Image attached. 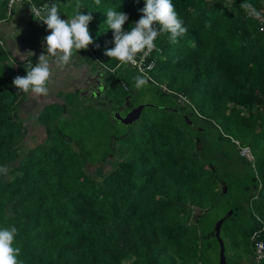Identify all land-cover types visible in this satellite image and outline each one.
<instances>
[{"label":"trees","instance_id":"obj_1","mask_svg":"<svg viewBox=\"0 0 264 264\" xmlns=\"http://www.w3.org/2000/svg\"><path fill=\"white\" fill-rule=\"evenodd\" d=\"M77 2L93 17V43L80 50L88 52L84 63L92 74L82 78L88 88L59 93L31 119L21 109L31 92L13 85L30 60L18 62L13 32L4 26L19 6L40 23L34 7L55 3L67 20ZM172 3L187 32L177 43L166 33L154 42V71L165 88L149 87L153 100L143 104L140 120L122 128L116 115L138 106L119 75L124 65L104 54L114 47L105 12L126 13L123 28L130 31L145 0H0V168L7 169L0 173V229L17 228L20 264H207L220 252V213L239 251L227 264L244 258L257 264L252 236L264 228V31L250 14L261 12L264 0ZM80 57L71 62L82 65ZM28 122L40 127L43 143L30 147ZM241 146L251 149L254 162ZM96 151H104L102 159Z\"/></svg>","mask_w":264,"mask_h":264},{"label":"clouds","instance_id":"obj_2","mask_svg":"<svg viewBox=\"0 0 264 264\" xmlns=\"http://www.w3.org/2000/svg\"><path fill=\"white\" fill-rule=\"evenodd\" d=\"M100 4V0H95ZM76 14L67 20L61 19L58 6L54 3L49 8L35 10V14L40 17V21L46 24L50 34L44 39L46 41V53L41 54L38 63L33 65L31 61L26 68V75L17 76L13 80V85L24 93H33L38 96L48 95V82L51 77L50 61L48 56L54 57V63L63 67L70 63L74 52L93 43L89 31V23L92 15L82 14L79 9L80 3L77 2ZM245 10L251 7L248 4L242 5ZM143 15L130 27V31H125L123 25L129 19L128 15L114 8L106 10V25L112 30L114 37V47L106 49L105 55L117 60L121 65L137 63L138 54L147 56L155 48L154 43L157 37L166 33L169 35L171 43H177L178 37L186 34L187 29L183 26V21L179 18L172 0H145V6L140 10ZM257 18L261 17L260 12H255ZM158 25V27H154ZM34 53L29 52L27 55L20 54V58ZM135 86L139 89L147 84V80L142 76L135 77ZM7 169L0 168V173L6 174ZM15 226L0 229V264H20L18 259L21 249L14 246L15 236L17 234Z\"/></svg>","mask_w":264,"mask_h":264},{"label":"rangeland","instance_id":"obj_3","mask_svg":"<svg viewBox=\"0 0 264 264\" xmlns=\"http://www.w3.org/2000/svg\"><path fill=\"white\" fill-rule=\"evenodd\" d=\"M26 13H28L26 7L19 6L17 9L14 10V14L9 18L8 20L9 22L4 27L7 28V25L12 27L13 33L10 35V37L12 36L13 39L15 40L14 42L16 47L14 50V54L17 57L18 62H24L25 60L29 59L31 63L35 65L36 63H38V58L42 53L47 54L46 53L47 45L44 38L47 36V34L48 35L50 34V30L47 29L46 24H43L42 22L40 23L33 22L32 19H29L33 22L32 29H30L29 28L30 21L24 17ZM10 37L8 39H11ZM82 51L74 52V55L72 56L71 60L75 59L78 61V56H81L82 58L80 57L81 59H79V64L83 63L84 65L82 64L78 66L77 65L78 63L76 61L71 62L70 60L71 64L70 65L67 64L63 66L65 67L64 70H62L63 67H61L60 70L57 67H55V65L53 64L55 58L51 57L50 55L48 56V59L50 61V68H51V77L48 82L49 95L45 97V100H42V98H40L41 96L30 93L29 99L26 101L25 106H23V108L21 107L22 110L26 111L25 113H29L31 119L33 118V116L36 117L40 115L39 113H42L43 109L48 107L46 105L50 103V99L55 102L57 97L61 98L62 96H59V93L60 94L65 93V95H67V92L70 91V93L68 94H73L75 92L74 91L75 88L79 87V85H80V89L82 90L88 88V86L82 82L86 79L85 78L82 80L84 76L83 73H90L91 76L92 72L88 71L87 65L84 63L85 56L88 57V52L87 51L82 52ZM29 52L34 53V55L32 56L31 54H29L28 56L24 57L23 60L20 58V54L27 55V53ZM16 65H17L16 67L21 66V64L19 63H17ZM119 73H120L119 75H122L120 77L125 79L127 83H129L131 92H134L133 102L135 103L136 106L147 104L148 101L153 100L152 96H149L147 92V89L149 87L165 88L164 85H161V83H164V81L162 78L158 77L159 75L157 70L151 74V78H145L135 67L127 64L123 66L121 72L119 70ZM136 76H142L143 78H145L147 80V84L142 88L138 89L135 86ZM96 83L97 82L94 80L92 82V85L95 86ZM96 94L97 96L99 95V93ZM173 103H174V99L173 97H170L167 104L171 105ZM95 107L96 108L99 107L98 102L95 103ZM104 111L110 112V109L109 110L105 109ZM123 114L125 115V113ZM27 118H29V116ZM33 122H36V124L41 125L37 120H33ZM33 125L34 124H32L31 122L27 123V126L31 129V133L27 138V142L29 143L30 147L39 145L46 140V137L42 133L40 127L35 128L34 127L35 125L34 126ZM125 126L126 125H124L122 128H125ZM103 152L104 151H96L95 156L98 159H102ZM222 218H224L223 214L220 213L219 219L221 220ZM228 225L229 222H227L223 226L222 238L227 245L226 255H227L228 263H231L232 261H235V259H237V255L239 254V251L238 250L235 251V249H233V247L231 246V241L228 238V234H227ZM242 262L243 264H251V262H249L247 258H244ZM205 263L222 264L220 259V252L214 251L213 253H211L210 256L206 257Z\"/></svg>","mask_w":264,"mask_h":264},{"label":"built area","instance_id":"obj_4","mask_svg":"<svg viewBox=\"0 0 264 264\" xmlns=\"http://www.w3.org/2000/svg\"><path fill=\"white\" fill-rule=\"evenodd\" d=\"M23 0H10V3H19ZM34 7L35 10H41L44 9ZM261 17L257 18L254 13L250 14V17H253L256 19L260 26V30L264 31V7L262 8ZM35 14V11H34ZM36 15V14H35ZM37 16V15H36ZM156 50V48L147 56H144L142 53L138 54L136 57L137 63L135 65L129 64L133 67H135L141 74L145 75L146 77H150V74L152 71H154L156 67V59L153 58V53ZM238 145H240L239 142H237ZM242 154L245 158H247L250 162H254V156L252 154V151L249 147H242ZM252 242H253V249H254V260L257 264H264V228L256 231L252 236Z\"/></svg>","mask_w":264,"mask_h":264},{"label":"water","instance_id":"obj_5","mask_svg":"<svg viewBox=\"0 0 264 264\" xmlns=\"http://www.w3.org/2000/svg\"><path fill=\"white\" fill-rule=\"evenodd\" d=\"M127 106H129V101L127 103ZM146 105H140L136 108H134L131 112H129L125 117H123L121 114L116 115V119L122 122L125 125H132L135 122L139 121L141 118V115L145 109ZM224 192H228V188L225 186ZM233 214V211L229 212V215L231 216ZM225 218H222L219 220L215 225V236L220 246V259L222 264H227V256H226V243L222 238V228L225 223Z\"/></svg>","mask_w":264,"mask_h":264},{"label":"crops","instance_id":"obj_6","mask_svg":"<svg viewBox=\"0 0 264 264\" xmlns=\"http://www.w3.org/2000/svg\"><path fill=\"white\" fill-rule=\"evenodd\" d=\"M11 28H12V27L8 25L6 29H8V30L11 32V31H12ZM24 46H25V45H24ZM27 59H28V58H27ZM53 64L55 65V67H57V68L60 70L61 67L57 66L55 63H53ZM64 69H65V67L62 68V70H64ZM76 89H80V86H79V87H76L75 90H76ZM69 92H70V91H69ZM69 92H67V93H69ZM48 95H49V93H48Z\"/></svg>","mask_w":264,"mask_h":264},{"label":"flooded vegetation","instance_id":"obj_7","mask_svg":"<svg viewBox=\"0 0 264 264\" xmlns=\"http://www.w3.org/2000/svg\"><path fill=\"white\" fill-rule=\"evenodd\" d=\"M132 109H133V108H132ZM132 109H131L129 112H131V111H132ZM129 112H128V113H129ZM128 113H126V115H127Z\"/></svg>","mask_w":264,"mask_h":264}]
</instances>
